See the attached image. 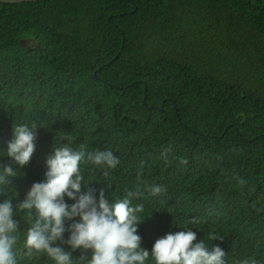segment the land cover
<instances>
[{
  "label": "trees",
  "instance_id": "16d2710c",
  "mask_svg": "<svg viewBox=\"0 0 264 264\" xmlns=\"http://www.w3.org/2000/svg\"><path fill=\"white\" fill-rule=\"evenodd\" d=\"M32 122L35 152L0 202L15 210L69 133L72 148L108 149L120 161L107 177L82 163L77 198L89 189L97 201L101 189L110 203L123 198L138 170L142 187L166 188L132 201L144 205L141 249L188 229L221 247L226 264H264V0L0 2V152L12 124ZM9 162L0 153V169ZM12 218L19 248L31 221ZM75 222L65 218V240ZM211 232L223 239L210 241ZM18 261L54 264L46 255Z\"/></svg>",
  "mask_w": 264,
  "mask_h": 264
},
{
  "label": "clouds",
  "instance_id": "9594fccd",
  "mask_svg": "<svg viewBox=\"0 0 264 264\" xmlns=\"http://www.w3.org/2000/svg\"><path fill=\"white\" fill-rule=\"evenodd\" d=\"M37 127L36 122L12 124V138L6 151L0 152L10 159L0 169V195L5 191L2 186L8 178L20 174L19 170L29 163L35 152ZM60 140L67 143L53 147L46 157L45 179L31 185L15 210L10 199L0 202V264H19L18 257L31 259L40 255H46L54 264H146L149 258L154 264H226V252L221 247L212 244L209 248L203 239L195 242L196 233L188 229L169 232L156 239L151 252L141 249L137 225L144 218L140 215L144 212V205L132 201L159 196L166 192V188L161 185L142 187L139 182L142 172L138 170L135 190L126 191L123 198H112L110 203L104 198L103 189L98 201L92 189L77 198L84 179L82 163L102 168L107 177L109 170L115 169L120 161L108 149L89 152L84 144L78 149L72 148L73 137L69 133H64ZM180 163L186 164L187 159L181 158ZM65 195L75 203H66ZM33 208L35 217L31 211ZM14 212H25L31 221L19 248L17 222L12 218ZM73 217H79V222L69 225L70 235L65 240L64 220ZM187 223L195 226L200 220L192 218ZM208 239L217 241L223 237L211 232ZM57 241L73 250L81 249L80 257L74 260L70 252L56 244ZM89 251L90 255H86ZM240 264L257 262L248 258L241 260Z\"/></svg>",
  "mask_w": 264,
  "mask_h": 264
},
{
  "label": "water",
  "instance_id": "95a60500",
  "mask_svg": "<svg viewBox=\"0 0 264 264\" xmlns=\"http://www.w3.org/2000/svg\"><path fill=\"white\" fill-rule=\"evenodd\" d=\"M32 1H37V0H0V2H5V3H19V2H32ZM107 20L109 21V18H107ZM116 57H117V55H115L114 58H116ZM93 74L96 75V71H94ZM145 97H146V93H145V89H144L143 98L145 99Z\"/></svg>",
  "mask_w": 264,
  "mask_h": 264
},
{
  "label": "rangeland",
  "instance_id": "374dc122",
  "mask_svg": "<svg viewBox=\"0 0 264 264\" xmlns=\"http://www.w3.org/2000/svg\"><path fill=\"white\" fill-rule=\"evenodd\" d=\"M22 42L28 47L35 46V42L31 39H23Z\"/></svg>",
  "mask_w": 264,
  "mask_h": 264
}]
</instances>
